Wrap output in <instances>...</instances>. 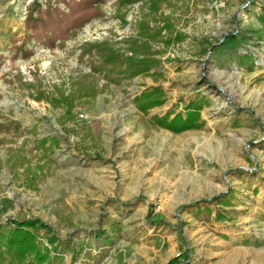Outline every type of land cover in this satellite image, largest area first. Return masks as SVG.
Returning <instances> with one entry per match:
<instances>
[{"label":"rangeland","instance_id":"obj_1","mask_svg":"<svg viewBox=\"0 0 264 264\" xmlns=\"http://www.w3.org/2000/svg\"><path fill=\"white\" fill-rule=\"evenodd\" d=\"M32 1L0 0V223L48 224L54 264H264V0H164L157 13L105 0L52 50L28 39ZM140 22L163 27L148 42L159 66L95 71L86 45L131 56ZM154 87L164 103L142 112ZM60 94L71 112L50 102ZM190 102L199 127L153 122Z\"/></svg>","mask_w":264,"mask_h":264},{"label":"trees","instance_id":"obj_2","mask_svg":"<svg viewBox=\"0 0 264 264\" xmlns=\"http://www.w3.org/2000/svg\"><path fill=\"white\" fill-rule=\"evenodd\" d=\"M105 0H45L42 6L37 0H33L27 7L25 25L30 32L29 40L47 49H54L57 44H62L77 31L81 30L92 19L102 17L99 8ZM146 1L150 11L157 13L160 4L164 0H116L118 8ZM63 4L66 12L58 5ZM167 28V25H164ZM162 28H150L146 23L140 22L138 37L130 38L127 49L131 56H126L121 51L108 47L107 44L86 45L85 53L91 54L94 50L100 60V69L111 68L118 74L134 78L139 75H147L153 68L159 66L160 62L154 52H150L148 42L160 40ZM169 43H166L168 45ZM25 44L17 47L18 54L23 59L31 56L32 51L24 49ZM17 56V55H16ZM141 56V57H140ZM163 91L159 87L151 88L135 99L137 107L142 111L161 106L164 103ZM42 93H39V100ZM54 107L66 105L67 112H71L74 103L70 95L60 94L58 98L50 99ZM202 106L200 103L190 102L184 112H178L170 118V114L163 116L154 115L153 122L173 132H180L197 128ZM45 141V140H44ZM41 140V142H44ZM6 226L0 223V264H54L55 259L50 253L56 250L54 244L57 237L49 235L52 231L50 226L38 218L7 219ZM42 229V236L50 245L38 246L37 237Z\"/></svg>","mask_w":264,"mask_h":264}]
</instances>
